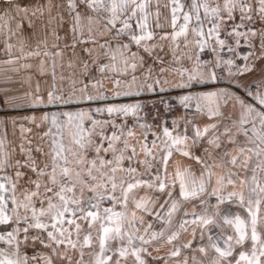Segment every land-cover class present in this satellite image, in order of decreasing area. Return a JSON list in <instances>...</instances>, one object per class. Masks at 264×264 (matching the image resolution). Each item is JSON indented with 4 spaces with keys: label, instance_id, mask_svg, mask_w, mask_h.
Masks as SVG:
<instances>
[{
    "label": "snow or ice",
    "instance_id": "obj_1",
    "mask_svg": "<svg viewBox=\"0 0 264 264\" xmlns=\"http://www.w3.org/2000/svg\"><path fill=\"white\" fill-rule=\"evenodd\" d=\"M65 3L70 18V42L64 44V49L71 48L76 56L77 45H90L82 49L90 57L97 46L102 50L92 57L91 65L80 58L82 70L79 77L75 74L69 77L67 90L57 89L55 83L57 58L62 59L66 54L59 43L51 45L57 49L53 52L45 38L26 51L25 40L21 38L19 55H13L16 45L10 42L17 33L23 36L25 26L31 30L30 35H36V20L46 12L50 16L52 0L45 3L32 0L27 4L0 0V22H3L0 34L5 37L3 51L9 57L4 63L35 57L51 61L53 85L47 99L39 94L37 84L35 94H25L30 97L29 105L33 108L65 106L39 117H22L38 128L48 126L41 139L47 137L49 152L44 153L39 146L35 149L44 159L38 160L33 150L22 143L20 151L24 159L13 163L11 155L4 151L5 139H0V244L5 245L0 247V264H29L30 260L33 264L37 260L53 264V256L67 264H121L122 261L127 264L129 258L133 264H148L147 257L164 260V264H168V259L175 264H189L188 256L181 259L186 249L204 257L213 253L208 264H264V75L252 82L245 79L255 68L250 57L264 59V51L258 56L254 51L244 55L238 51L241 40L253 48L250 37H255L257 32L247 25L255 19L264 23V0H168L164 7L170 9L172 31L159 35L158 39L150 21L154 19L156 28L162 27L160 0H65ZM56 7L64 8L65 4ZM54 19L50 16L48 23ZM59 20L62 26L63 15H59ZM51 35L56 41L63 39L55 29ZM260 36V47L264 49V31ZM105 37L103 43H98ZM181 38L186 51L178 56ZM165 41L169 42L173 57L169 64L182 65L186 58L192 62L190 68L170 69L165 65L164 58L156 54L157 49L163 51ZM205 52L210 55L209 60L203 59ZM225 54H231L232 58L224 59ZM43 58L38 66L41 75L45 73ZM105 59L107 62H101ZM237 60L243 63L238 64ZM74 66L75 61L69 60L68 67ZM20 67L28 69L32 64L23 63ZM225 69L226 77L219 74ZM170 70L179 76V83L170 84L166 75ZM225 79L235 84V90L216 88L189 92L178 98L181 107L195 109V115L185 122L182 133L179 130L182 117L172 120V129L166 119L159 125L148 123L147 113L141 115L148 107L146 104L96 103L107 101L109 96L118 100L157 90L164 92L166 85L191 89ZM106 80L110 81L111 89L105 87ZM5 103H11V98ZM74 105L87 107L73 108ZM165 107L170 112L174 110L171 105L165 104ZM205 116L216 123L201 129L193 121ZM160 118L156 109L153 121ZM225 120L228 122L224 123ZM10 122L15 128L16 120ZM5 123L0 120V126ZM189 126L191 137L187 134ZM137 128L142 130L140 135L135 131ZM20 131L23 134L31 129L21 125ZM209 131L212 135L207 139L204 155L196 156L193 148ZM131 140L137 141L140 151ZM228 144L234 148L228 149ZM222 147L223 153L213 159L212 152ZM153 149L157 150L156 154ZM141 152L143 159L139 158ZM174 152L199 164L202 169L199 177L190 167L181 168L178 163L175 172L169 173ZM253 159L254 165L249 167ZM229 165L250 175L241 178ZM138 166L145 171H139ZM8 168L15 169L12 175L7 174ZM213 168L227 171L217 174ZM177 184L179 199L174 195ZM228 186L233 190L227 191ZM139 189H146L148 193L137 199L134 192ZM205 193L216 198L217 202L211 205L212 212L205 206L201 213L195 209L191 213L184 211L183 217L177 220L181 200H197ZM200 203L207 204L205 200ZM226 203L243 209L246 216L233 212L231 207L221 211ZM105 204L110 206L104 207ZM129 204L133 205L131 210ZM145 217H152L163 227L153 228L152 221L146 222ZM174 224H178L175 229ZM189 227L191 239L182 242L181 236ZM33 231L36 234L30 235ZM197 235L207 243L193 249ZM30 240L33 246L38 241L50 249L51 255H21V245L27 246ZM113 242H117L116 247H112ZM156 242L172 246L167 258L152 256L148 251ZM249 242L250 248L245 250ZM85 248L92 249L87 253L88 261L84 260ZM69 250L78 251L79 258L69 256ZM191 264L203 262L192 256Z\"/></svg>",
    "mask_w": 264,
    "mask_h": 264
},
{
    "label": "crops",
    "instance_id": "obj_2",
    "mask_svg": "<svg viewBox=\"0 0 264 264\" xmlns=\"http://www.w3.org/2000/svg\"><path fill=\"white\" fill-rule=\"evenodd\" d=\"M20 3L22 4H27L32 2V0H19ZM40 3H45L46 0H39ZM53 3V9L52 12L50 14V16L52 18H55L53 20V22L51 24L48 23L50 16L49 14L46 12L45 15L43 17H41L40 19L36 20V35H30L31 30L28 29L25 26L24 32H23V36H21L20 33H17V35L15 37L12 38V40L10 41L11 43H13L14 45H16V47L13 49V55H19V39L23 38L25 40V50H32L37 41L38 40H43L45 38H47V40H51V42H48L49 48L51 51L55 52L57 49L51 48V45L55 42V43H59L58 41L55 40V38L51 35L52 29H55L57 32V35H59L60 37H62L63 39L61 40H65L63 42H60V49H63L65 51V56L60 59L57 58V66L55 68V70H60L62 69L63 71H72L73 69H78V65L75 64L74 67H68V61L69 60H73L72 58V49H64V44L66 42H70V36L68 35V28H69V16H68V12L66 10V3L65 0H52ZM168 3V0H160V17H159V22L162 25L161 28H156V21L153 19L150 21V26L152 28V30L156 33V38H159V35H162L164 33H171L172 28H171V13H170V9L164 7V5ZM59 4H65V7L61 9V13H58V8L56 7V5ZM153 12L156 11L155 6H153ZM0 14H2V11H0ZM14 14V13H13ZM63 15L64 17V22L63 25L60 26V20H59V15ZM3 23V22H0ZM44 23V25H43ZM179 23H182V20L179 21ZM13 29H15V22H13L12 24ZM6 31V30H5ZM191 39V36L189 37ZM4 35L0 34V90L1 93L3 94V109L4 111H2V116L0 117V120H4L6 121V123L3 126H0V133L3 134L4 136H6V140L7 143L10 145V141L12 138V136L14 135H22L24 136L26 133H21L20 131V126L23 125L25 128H30L33 129L32 133H36V134H43L44 131L47 130V125H44L43 127H36L35 124L32 123H27L28 121H25L22 119V117L25 116H32L35 115L37 117L41 116L44 112H53V111H57V107L58 106H45V105H41L38 106L37 108H33L29 105L28 101L30 100V97L25 95L26 93H36V87L37 84H39V89L40 92L39 94L41 96H43L45 98V101L47 99V93L43 94L42 90L43 88H49V90H51L52 85H53V79H52V67H51V61L48 60L47 58H43V57H35L32 58L30 60L24 61V60H20L17 61L16 63L13 64H8V63H4V61H6L7 59H9L8 55L5 54L4 50ZM104 39H107V37L105 38H101L98 43H103ZM90 45H77V48L75 51H79L81 53V55H87V53L83 52L82 49L84 47H89ZM98 47V46H97ZM42 50V49H41ZM135 50V49H133ZM99 51L101 52L102 50L99 49ZM186 51L183 47V41L181 38V43H180V49L177 50V55L179 56L181 54V52ZM156 54L159 56H162L165 60V65L169 66L170 69L171 68H177V67H184V68H190L192 65L191 61H188L186 58L183 60L182 65L181 64H176V63H171L169 64V62L173 61V57H172V52L170 50L169 47V42L165 41L164 42V48L163 51H161L160 49L156 50ZM45 59V71H49V74L45 73L44 77L43 75L40 74L39 72V61L40 59ZM103 62H107V60H102ZM23 63H30L32 64L31 68L28 69H24L22 67H20L21 64ZM149 63H151V61L149 60ZM241 64V63H238ZM256 67L258 68V70L260 68H264V64H257ZM139 71H143L142 69ZM168 80L170 81V84L174 85L179 83V76L174 75L172 73V71L170 70L168 73H166ZM245 79L247 80V82H252L249 81L248 77L246 76ZM56 87H58V78H57V74H56ZM112 85L109 84L106 88L111 89ZM166 90L164 92H160L159 90H157L155 93L157 94H161V93H165L168 91H172V92H179L181 90H183L184 88H176V87H170V86H165ZM216 88L214 87L213 83L209 82L208 84H201L200 85V90L198 92L201 91H208V90H215ZM48 90V91H49ZM47 91V92H48ZM155 93H145L140 97H120L118 100H114L111 96H109V99L107 101H103L101 104L104 103H135V102H141V100L145 97V95L148 96H153V95H157ZM7 98H11V103H5V100ZM13 105H16L15 107ZM85 107L86 105H79V106H72V107ZM193 110H195L194 108H192ZM230 110V108L228 109ZM15 119L16 120V125L15 128L13 127V125L11 124V120ZM228 121H224V123H227ZM210 123H216V120H209L206 116L205 117H200L195 119V124L200 127L201 129H203V127L206 124H210ZM223 129V124H221V131ZM135 131L137 132L138 135L141 134L142 130L137 128L135 129ZM31 132V131H30ZM188 135L190 136L191 134L188 133ZM212 132L209 131V133L200 141V143L195 146L193 148L194 154L196 156H202L204 155L203 153V149L206 146V142L207 139L209 137H211ZM141 139H143V137L141 136ZM242 139V138H240ZM152 137L151 135H149V142H151ZM224 138H222V143H223ZM137 141H133V144L137 145V150L140 151V147L139 144L136 143ZM189 145H191L192 141L189 140ZM41 146V145H40ZM226 147L228 149H233L234 146L233 145H226ZM224 151V148L222 147L221 149H217L216 151L212 152V157L213 159H215L217 156L221 155ZM154 154H156L157 150L153 149ZM233 155L236 154V152L233 150L232 152ZM225 160L229 159L228 157H224ZM243 160V157H241V161ZM255 160L253 159V161H251L249 163V167H252L254 165ZM153 163L155 164L156 162L153 161ZM177 163L179 164V166L181 168L184 167H190L191 171L195 174L196 177H199L202 169L201 166L199 164H197L194 160L188 158V157H184L179 153L174 152L173 156L171 157L170 161H169V165H168V172L169 173H174ZM228 167H231V165H229ZM231 170L233 172H237L239 174V176L241 178L245 177L246 175H250V172H245L242 169H238L235 167H231ZM213 172L217 173V174H226L227 169L226 168H213L212 169ZM214 184V181H213ZM237 189H239L240 185L237 184ZM232 186H228L227 191H231ZM208 191H211V186L209 187ZM178 192H179V185L177 184L176 189L174 191V195H177L178 197ZM146 193H148V190L146 189H139V190H135L134 195L136 196V198L138 199L141 196H144ZM150 194V193H149ZM206 193L204 195H202L199 199L197 200H191L188 202L185 201H180L181 202V210L180 213L178 214L177 220H179V218L183 217V213L184 211H187L189 213H191L193 211V209H195V211L197 213H201L203 211V205H201L200 200H205L207 201V198L205 197ZM163 197H161V201L163 202ZM231 207L233 212H239L241 215L246 216V213L244 212L243 209L241 208H237L235 206H232L230 204H224L221 206V211H223L225 208H229ZM133 208L132 204H129V209L131 210ZM213 209L211 208V206L209 207V212H212ZM140 213H138L139 215ZM191 218V217H189ZM146 222L147 221H152L153 223V228L155 229H159L161 227H163L162 223H158L156 222L152 217H145ZM176 225L174 224L173 228L175 229ZM215 231V230H214ZM226 232H230L229 229H225ZM141 232H143V227H141ZM197 232H199V229H197ZM191 239V227H189V230L187 233H184L181 236V241L182 242H187L188 240ZM199 235H197L196 241H199ZM195 241V242H196ZM179 242V241H178ZM250 244V242L248 243ZM247 245V244H246ZM171 245H168L164 242H156L153 246H150L148 248V251L152 253V256H163L166 257L168 256L169 251L171 250ZM250 247V245H248V248ZM159 248V251H156L155 249ZM188 256L189 257V264H191V257L195 256L198 260H201L203 262V264H205V257L200 254L199 252H193L191 249H186L182 252V256L181 259L183 258V256ZM147 261L148 264H164V260H153L152 257H147ZM132 263V262H130ZM168 264H175V261L172 259H168Z\"/></svg>",
    "mask_w": 264,
    "mask_h": 264
},
{
    "label": "rangeland",
    "instance_id": "obj_3",
    "mask_svg": "<svg viewBox=\"0 0 264 264\" xmlns=\"http://www.w3.org/2000/svg\"><path fill=\"white\" fill-rule=\"evenodd\" d=\"M61 9L62 8H58V13L62 12ZM0 11H2V10H0ZM238 19H239V17H237V20ZM43 25H44V23H43ZM247 26L252 27L257 32V35L255 37H250L251 44L253 45V48H251V49L248 48L247 46L244 45V41L241 40L242 47H240L238 49V51H239V53L241 55H244V54H246L249 51H254L255 54L258 56V55H260V53L262 51H264V49H261V47H260V42H261L260 32L264 31V23H262L259 19H255L254 23L248 22ZM63 41H65V40H59L58 42L60 43V42H63ZM47 42H51V40H47ZM229 43H233V41H229ZM98 52H100V51H99V48L97 47L96 51H94L92 53V57L96 56ZM76 53H77V55L76 56L72 55V58H73V61H75V64L78 65V67H79L78 69H73L72 71H68V72L63 71L62 69L55 70V73L57 74V78H58V87H57V89L63 88L65 90H67L70 87L69 77L72 76L73 74H75L76 77H79V74H80V72L82 70V64L80 62V58H83L84 60H87L89 62V64L91 65L92 57L88 56V54L87 55H85V54L81 55V53L79 51L78 52L76 51ZM251 61L255 62V68L253 69V71L251 73L246 74V76L248 77L249 81L259 80L260 77L262 75H264V72H262V69H264V68H260L258 70L256 65L257 64H264V59L256 60L255 56H253V57H250V62ZM101 62H103V61H101ZM237 63H241L242 64L243 61L237 60ZM93 71H95V67L94 66H93ZM45 73L49 74V71H47V72L45 71ZM139 74H140V71L137 72V75H139ZM61 76L63 77V80L61 79ZM43 77H44V75H43ZM230 83H231V88L233 90H235V84L232 83V82H230ZM109 84H111L110 81L106 80L105 81V87H107ZM48 90H49V88H43V90H42L43 94L47 93ZM186 90L187 89H183V90H181L179 92H172V91H168V92L180 95ZM155 94H157V93H155ZM102 102L103 101H98L96 103L101 104ZM63 107H65V106H58L56 110L59 111ZM85 107H87V105ZM93 107H95V104H93ZM73 108H75V107H73ZM2 111H4L3 107H2ZM129 122L131 123V118H129ZM27 123H29V122H27ZM32 131H33V129H31V132H27L24 136H22V135H19V136L18 135H14V136H12L13 139H11L10 145L7 143L6 136H4L3 134L0 133V139H5L4 151L11 155V160H12L13 163L17 159H20V160L24 159V156H23V154L20 151V145L22 143H23L25 148H31L33 150V154L38 158V160L44 159V158L41 157V154L39 152L35 151L37 146H39L43 150L44 153H48L49 152V141H48L47 137H45L44 139H41L42 134L40 135V134L32 133ZM28 141H31V143L29 144ZM133 141L134 140H131L130 143H133ZM137 151H139V150H137ZM139 158L143 159V153L142 152L140 153V157ZM138 167H139V171H141V172L145 171V169L143 167H141V166H138ZM6 171H7V174L12 175L13 172L15 171V169L8 168ZM21 171H24V169H21ZM109 206H110L109 204H105L104 205V207H109ZM203 206L205 207V205H203ZM117 210H119V206L117 207ZM175 225L178 226V224H175ZM86 227L87 226L85 225V228ZM35 234H36L35 231L30 233V235H35ZM206 243H207V241H206ZM248 245H250V244L245 245V250L248 249ZM116 246H117V242H113L112 243V247H116ZM0 247H5V245L0 244ZM61 250L62 251L64 250L63 246L61 247ZM91 250L92 249H88V248L84 249V251L86 253V255L84 256V260L85 261H88L90 259V257L87 255V253L89 251H91ZM97 250H98V248H97ZM239 250L240 249H237V251H239ZM25 253L29 257H31L33 255H41V254L51 255L50 249L44 248L38 241L35 242V244L33 246V242L31 240L28 242L27 246L21 245V255H23ZM68 255L69 256H73L76 259L79 258L78 251L77 252H73V251L69 250L68 251ZM212 255H214V254L210 252L208 257H205V264H208V261L212 258ZM52 259H53V264H67L66 261H62L58 257L53 256ZM130 262H132V263H130ZM29 264H33V262L30 260ZM35 264H43V261L42 260H37L35 262ZM121 264H125V262L122 261ZM127 264H133L132 258L128 259Z\"/></svg>",
    "mask_w": 264,
    "mask_h": 264
},
{
    "label": "built area",
    "instance_id": "obj_4",
    "mask_svg": "<svg viewBox=\"0 0 264 264\" xmlns=\"http://www.w3.org/2000/svg\"><path fill=\"white\" fill-rule=\"evenodd\" d=\"M211 57L210 55L205 52L203 54V59L204 60H209ZM232 58L231 54H225L224 55V59H229ZM219 71V70H218ZM219 74L221 76H227V71L226 69L223 71H219ZM215 88H231V83L225 79L220 81L219 83L213 84ZM200 90V85L191 88V89H187L186 91H184L182 94L177 95L174 93H170V92H165V93H161L158 95H153V96H148L146 95L140 103L142 104H146L148 107H146L144 109V112L141 113V115H144V113H147V122L148 123H153L156 125H159L161 123L162 120L166 119L167 120V126L172 129L173 125H172V120L174 118H178V117H182V119L180 120V124H179V130L181 131V133L183 132V129L185 127V122L188 119H191L194 115H195V110L191 109H185L183 107H181L179 105V101L178 98L182 95H185L189 92L192 93H196ZM3 94L0 91V116L2 115V105H3ZM161 101H164L165 103H161ZM165 104L171 105L173 107V111H169L168 108L165 107ZM155 105V108H153L152 106ZM156 109H159V112L161 114V118L157 119L155 121H153V116L156 115ZM195 123V120L193 121ZM157 133L160 132V128L157 127L156 128ZM188 133L191 134L190 137L192 136V128L191 126L188 127ZM187 133V134H188ZM175 134V133H174ZM205 197L207 198V204L205 206H207L208 211H209V207L211 205H214L217 201L215 197H209L208 194L206 193ZM177 227V225H176ZM206 239L204 241H196L193 243L192 248H196L197 245L201 244L202 242L205 244L206 243Z\"/></svg>",
    "mask_w": 264,
    "mask_h": 264
}]
</instances>
